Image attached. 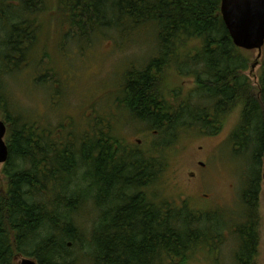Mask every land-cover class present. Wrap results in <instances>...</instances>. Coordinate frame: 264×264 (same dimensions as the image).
I'll return each instance as SVG.
<instances>
[{"label": "trees", "instance_id": "1", "mask_svg": "<svg viewBox=\"0 0 264 264\" xmlns=\"http://www.w3.org/2000/svg\"><path fill=\"white\" fill-rule=\"evenodd\" d=\"M89 1L59 0L70 12L72 32L82 39L95 25L111 29L131 22L156 29L157 58L146 69L128 73L122 86L128 100L115 101L126 118L156 133L155 142L144 155L149 159L138 146L130 149L135 154L122 156L124 140L115 120H108L89 145L88 137L63 126L68 131L65 138L64 131L57 134L40 120L15 111L6 89L9 78L16 79L29 68L36 74L40 65L43 73L37 82L57 84L56 79L47 80L55 72L41 35L40 19L50 13L45 0H0V113L8 127L10 151L5 181H0V264H14L19 256L38 264H189L199 254L216 251L214 234H221L222 228H217L223 226L218 219L205 220L188 207L153 200L146 189L136 191L154 184L167 169L180 129L216 136L227 114L240 106V121L230 141L235 154L250 161L241 193L244 212L226 229L238 245L235 264H257L264 66L257 92L244 74L248 53L234 45L223 22L221 0ZM99 5L118 7L115 21H108ZM192 41L199 46L180 61L176 57L180 48ZM175 73L193 77L196 106L178 90L165 93ZM87 208L99 220L85 233L75 217ZM208 225L216 232L207 231ZM75 248L86 257L76 258Z\"/></svg>", "mask_w": 264, "mask_h": 264}, {"label": "rangeland", "instance_id": "2", "mask_svg": "<svg viewBox=\"0 0 264 264\" xmlns=\"http://www.w3.org/2000/svg\"><path fill=\"white\" fill-rule=\"evenodd\" d=\"M69 1V0H64ZM49 16L42 17L41 35L46 44V52L52 57V72L47 76L48 81L56 85L37 82L36 78L43 71L36 66V74L32 69L23 71L16 79L9 78L6 89L9 92L11 105L15 111H21L28 117L47 124L49 130L59 134L64 127L80 137L90 138L89 145L94 144V136L102 134L107 121L114 122L115 129L123 142V152L128 153L137 140H142L140 152H144L154 143L155 132L146 131L142 123L126 118L120 108H116L115 98L127 99L123 95V79L134 70H144L152 59L158 56V40L156 29L151 25H135L131 22L125 26L107 29L102 25L90 26L93 31L85 33L82 39L72 32L70 12L59 5V0H45ZM83 3L84 0H81ZM90 3V1L88 0ZM97 2V1H96ZM94 1V3H96ZM129 3V2H128ZM100 12L108 16V21H115L120 12L118 7L99 5ZM221 8V5H220ZM95 15V13H94ZM188 47L180 48L176 57L180 61L187 59L185 53L199 46L192 41ZM249 59L248 77L253 89H257L264 66L263 56L257 68L252 66L258 60V51H244ZM168 85L167 92L180 91L186 95V100L196 106L198 100L195 91L196 82L192 76L176 75ZM39 78V77H38ZM172 95V94H171ZM119 106V105H118ZM242 106L227 114L220 133L208 135L199 129H180L176 150L168 156L167 169L157 177L154 184L142 186L136 192H146L153 200H164L177 207H188L194 213H201L205 220L218 219L224 226L221 234H214L216 251L199 254L189 264H235V253L238 245L226 229L227 223H232L244 212L241 193L247 179V157L235 154L230 136L240 121ZM3 114L0 119L4 121ZM127 120V121H126ZM104 121H106L104 123ZM104 124H103V123ZM65 130L63 135L68 136ZM98 132V133H97ZM77 137L82 142L83 138ZM80 138V139H79ZM76 139V140H77ZM88 141V139L86 140ZM136 149V148H135ZM205 163L202 169L199 163ZM5 165H0V181H5ZM95 171V167H94ZM194 173L195 176H192ZM261 194L259 202L260 217V248L257 264H264V165L261 168ZM76 181V180H75ZM73 187V186H72ZM148 188V189H147ZM136 194V193H135ZM204 194L212 197L210 202L203 201ZM75 219L81 229L90 232L98 222V214L87 208ZM211 221V222H212ZM238 222V219L236 220ZM211 231L212 226L206 227ZM215 233L216 231H211ZM210 232V233H211ZM72 248V245L70 246ZM86 257L77 248L76 258ZM25 258L19 256L14 264H21ZM33 259V258H32ZM86 264V263H85Z\"/></svg>", "mask_w": 264, "mask_h": 264}, {"label": "water", "instance_id": "3", "mask_svg": "<svg viewBox=\"0 0 264 264\" xmlns=\"http://www.w3.org/2000/svg\"><path fill=\"white\" fill-rule=\"evenodd\" d=\"M221 16L234 45L244 51H258L257 68L264 49V0H221ZM8 127L0 119V165L9 161L10 151L6 141ZM21 264H38L25 258Z\"/></svg>", "mask_w": 264, "mask_h": 264}, {"label": "flooded vegetation", "instance_id": "4", "mask_svg": "<svg viewBox=\"0 0 264 264\" xmlns=\"http://www.w3.org/2000/svg\"><path fill=\"white\" fill-rule=\"evenodd\" d=\"M166 86V85H165ZM168 87V86H167ZM167 87L165 88V93L167 94ZM119 90H125V89H122V88H120ZM123 94V93H122ZM122 99V98H121ZM116 100H119L118 98H115L114 100H113V102H115ZM117 102V101H116ZM126 107V106H125ZM143 142H142V140H137L135 143H133V146H138V147H140V146H142L143 144H142ZM132 146V148H134ZM124 151V150H123ZM121 152L120 153V155H124V152ZM148 151V147H147V149H145L144 150V152H142L141 154L143 155V157L144 158H148V156H144V155H146V152ZM133 155V154H135V152L133 153V152H128V153H125V155ZM149 159V158H148ZM199 166L202 168V169H204V168H206V164L205 163H203V162H201V163H199ZM192 176H195L194 175V173L192 174ZM210 199H212V197L210 196V195H208V194H204V198H203V201H205V202H210L211 200Z\"/></svg>", "mask_w": 264, "mask_h": 264}]
</instances>
